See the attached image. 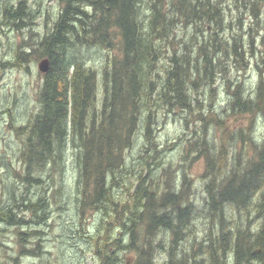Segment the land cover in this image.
<instances>
[{
    "label": "trees",
    "instance_id": "trees-1",
    "mask_svg": "<svg viewBox=\"0 0 264 264\" xmlns=\"http://www.w3.org/2000/svg\"><path fill=\"white\" fill-rule=\"evenodd\" d=\"M60 1L59 16L38 46L16 55L17 64L36 54L49 59L39 110L13 126L22 144L20 179L41 192L0 207V222L16 228L20 245L15 257L0 253V264H22L23 256L42 252L41 232L31 223H46L50 199L66 194L58 175L69 150L79 222L84 227L90 212L100 215L96 231L81 236L98 264H264V141L254 136L256 116H264V68L251 93L242 81H228L221 113L212 98L198 97L206 87L212 94L231 58L232 66L247 69L242 20L250 10L264 28V0H235L244 11L234 24L224 0ZM28 14L25 1L6 6V26L21 29ZM179 29L191 32L190 41L178 40ZM75 47L119 53L98 71L69 55ZM176 112L196 123L181 149L185 159L195 153L204 161L202 209L192 179L186 171L179 175L172 159L164 162L157 142L158 117ZM139 140L143 162L135 171L128 156ZM0 251L6 252L1 245Z\"/></svg>",
    "mask_w": 264,
    "mask_h": 264
},
{
    "label": "rangeland",
    "instance_id": "rangeland-1",
    "mask_svg": "<svg viewBox=\"0 0 264 264\" xmlns=\"http://www.w3.org/2000/svg\"><path fill=\"white\" fill-rule=\"evenodd\" d=\"M21 0H6V6L17 5ZM27 5L29 14L25 18L26 24L21 29L6 26V40L0 45V63L6 60V66L0 68V207L9 206L12 203L21 205V202H27L25 199L35 200L41 192L39 187H31L27 190V184L20 179V173H24V167L20 163L19 155L22 147L21 141L16 135L13 126H20L27 123L32 114L40 108L38 94L43 82V72L39 69V63L45 56L34 55L27 59L26 62L17 64L16 55L19 49L32 51L31 47H37L38 42L51 30L61 9L60 0H24ZM226 6L231 5L233 9V24L238 22L236 17L238 10L244 11L243 8L235 7V0H224ZM232 17L229 16L228 20ZM243 27L247 31L245 34V59L248 61L245 70H238L233 65L234 57L230 59V68L222 76L218 75L214 90L209 87L201 91L199 99L210 100L221 113L226 107L228 95L227 83L229 80L242 81L246 93H251L256 87L259 79V68H264V28L247 10L242 20ZM236 26V25H234ZM211 29V28H209ZM248 31L250 34H248ZM230 32V30H228ZM190 33H184L179 29L178 40L190 41ZM27 42V43H26ZM119 50L75 47L70 50L69 55H79L87 65L95 67L98 71L103 69L109 57L118 55ZM241 68V67H240ZM245 68V66H244ZM6 109L3 112L2 109ZM186 112L170 113L169 115L160 114L156 124V138L159 148L162 150V159L168 163L173 161L175 169L181 175L186 171L193 182L194 200L199 208H204V179L202 173L204 170V161L201 158H195V153L189 154L185 159L182 144L192 136L193 128L196 123ZM186 118L189 119L188 126L185 124ZM234 121L233 116H230ZM236 122V121H235ZM254 136L258 141H264V116L257 115L254 127ZM143 140H139L136 146L131 150L129 163L138 171L142 166L141 153ZM153 152V151H152ZM146 154V153H145ZM149 154L144 155L146 159ZM77 174L76 163L72 156V151L68 152V159L64 170L58 175L66 180V194L59 196L57 199H50L48 208L49 216L46 223H31L32 229L41 232L38 236L42 244L41 253L38 256L25 255L22 258V264H98V258L88 239L84 236V230L90 233L96 231L100 215L90 212L87 215L86 224L81 226L76 209V187L72 182ZM136 174V173H135ZM134 173L132 175H135ZM131 176V174H130ZM46 177V176H45ZM53 186L50 184L47 196H51ZM36 194V196H35ZM28 213L27 211L21 212ZM27 218H34L33 215L27 214ZM35 219V218H34ZM199 226L204 227L205 220L203 214L198 220ZM16 228L7 226L0 222V245L4 251L1 254H13L14 257L19 255V239L15 232ZM36 239V240H37ZM35 242V241H34ZM28 247L30 243L26 241ZM33 244V242H32ZM19 251V252H18ZM9 256V255H8ZM127 258L131 254L126 255ZM7 257V256H6ZM3 260V257L0 258ZM161 261L163 256L160 257ZM230 260L229 264H233Z\"/></svg>",
    "mask_w": 264,
    "mask_h": 264
},
{
    "label": "flooded vegetation",
    "instance_id": "flooded-vegetation-1",
    "mask_svg": "<svg viewBox=\"0 0 264 264\" xmlns=\"http://www.w3.org/2000/svg\"><path fill=\"white\" fill-rule=\"evenodd\" d=\"M12 5L16 6L14 4ZM4 40H6V0H0V45H2ZM5 66H6V60L1 61L0 68ZM2 110L3 112H6L5 108ZM0 112H2L1 109Z\"/></svg>",
    "mask_w": 264,
    "mask_h": 264
},
{
    "label": "water",
    "instance_id": "water-1",
    "mask_svg": "<svg viewBox=\"0 0 264 264\" xmlns=\"http://www.w3.org/2000/svg\"><path fill=\"white\" fill-rule=\"evenodd\" d=\"M39 69L45 73L48 71L49 69V59L48 58H44L40 63H39Z\"/></svg>",
    "mask_w": 264,
    "mask_h": 264
}]
</instances>
